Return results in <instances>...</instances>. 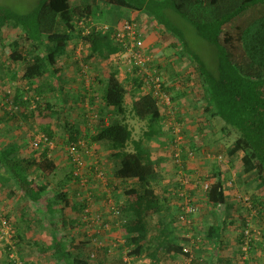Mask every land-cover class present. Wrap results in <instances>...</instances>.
Returning a JSON list of instances; mask_svg holds the SVG:
<instances>
[{"label": "trees", "instance_id": "trees-1", "mask_svg": "<svg viewBox=\"0 0 264 264\" xmlns=\"http://www.w3.org/2000/svg\"><path fill=\"white\" fill-rule=\"evenodd\" d=\"M132 13L135 15L131 16ZM143 16L152 25L151 29L158 38H168L165 49H172V52L165 55L162 52L164 63L157 64L154 62L156 55L148 52L143 45L142 49L137 50L143 58L147 57L146 62L142 66H129L124 55V44L117 36L118 27L123 22L137 23L144 33V42L143 19L139 20ZM176 18L190 25L201 39L214 47V68H209L191 50L185 35L177 27ZM11 32L14 36L6 44L8 53L4 56V61H0V81L3 82L9 76V81L17 86L11 100L14 111L8 113L9 117L14 119L18 129L21 122H26L27 128L35 132L27 138L31 150L29 154L23 157L16 155L20 145L14 144L0 151V177L4 180L1 183L7 184L10 180L28 199L37 202L42 197L45 185L39 186L35 179L39 175L48 178L56 173L57 161L53 150L58 148L71 167L70 179H74L77 185L74 193L78 199L74 202V208L82 212L87 207L86 199H81L80 196L84 192L80 191L85 190V187L88 189L93 180H101L96 177L91 180L88 176L90 174L86 173L74 175L73 171L81 170L82 167L72 158L68 148L74 147L82 156L84 142L75 137L68 119L59 117V111L54 109V105L46 97L45 87L50 85L49 88L56 90L54 78L58 81L59 74L65 73L68 68L65 63L72 57L78 65L74 71L82 79L85 77L82 69L90 71L94 64L93 70L99 71L100 68L96 65L98 61L111 62L117 57L122 59L124 65L121 69L112 65L109 77L104 80L102 100L105 106L112 108L117 114L124 113V100L129 95L132 116L146 125L143 135L132 142V151L124 150L130 134L120 122L114 121L110 127L98 128V134L105 130L115 132L112 143L117 167L113 178L135 181V185L126 188L124 194L133 198L132 202L138 207L140 217H144L136 221L124 217L120 221L118 218H121L124 206L115 205L121 212L113 208L112 216L118 219L120 229L126 233L124 243L118 245L117 249L125 248L126 257L137 260L148 258L150 264H197V255L200 250L201 253L204 252L205 246L215 252L212 253L214 259H210V254L199 261L201 264L255 263L254 256L257 255L258 245L264 244V0H40L27 13L0 5V40ZM78 45L81 47L77 54ZM185 58L191 61L193 72L202 89V105L195 103V108L202 107L200 114H205V117L203 123H200L203 126L195 127L196 130L192 129L198 124L193 123L196 116L193 117L192 124H185L184 156L187 162L192 161L193 157H204V165L209 172L203 169L207 173L195 180L194 187L199 190L207 206L214 209L225 206L226 212L230 213L228 220L209 224L204 234L192 232L193 243L190 247H187L189 239L185 237V233L179 235L181 229L174 225L178 215L172 218L160 216L162 207L156 194L161 187L166 160L169 172L164 175H174V191L181 192L183 185L185 191L192 198L195 197V189L182 184V168L185 164L186 170V162L185 157H182L181 142H176L179 131L175 132L170 141V146L178 149L172 153L167 151V158L148 162L146 159L149 150L144 148L152 139L164 134L163 117L175 114V104L172 102L183 93L179 87L184 77L178 76L179 70L170 67L179 65ZM5 61L7 65H4ZM162 71H169L174 75L165 76ZM119 73L125 75V80L119 79ZM154 76L159 77L161 90L170 95V109L163 106L153 90H147L145 86L144 80ZM23 83L27 85L26 89ZM23 89L25 94H22ZM65 94L66 92L61 97L64 102L67 99ZM18 107L21 122L14 114ZM57 118L63 122H59V127L63 129L64 135L67 133V137L60 135L58 138L50 129V122ZM2 120L0 119V123ZM175 120L181 121V114L178 113ZM169 125L172 129L176 127L173 123ZM181 127L179 125V129ZM36 128L40 130L39 133ZM38 135L45 137L46 141L40 139L37 147H34L33 142ZM217 138L229 143L213 146ZM48 142L53 143V149L46 144ZM234 159L235 175L231 177L230 173L226 175L228 169L224 167V162H232ZM171 169L173 174H170ZM2 171L7 176L2 175ZM93 172L96 173L97 170ZM83 177L86 182L81 186L79 183ZM203 182H208V188L201 192ZM229 191L232 195L227 193ZM55 196L56 200L59 199L58 202L49 200L47 203L51 214L56 212L51 207L53 204H69L66 192L57 191ZM89 196L90 200L97 199L94 193ZM236 212L241 216L236 215ZM1 213L12 231L10 244L3 249L8 255L7 264H14L8 253L13 248L17 251L23 250L22 241L25 235L14 232L13 223L4 211L1 210ZM250 214H255L259 225L254 224ZM105 223L107 221L101 219L98 227L95 225L97 229L93 241L95 249L107 252V249L98 245L100 239H96L98 232L105 229ZM228 228L238 230L232 243L227 236ZM79 244L77 246L80 247ZM231 244L237 246L236 251L228 250ZM200 245L203 246L200 248ZM89 254L87 264L127 262L122 261L123 255H114L115 259L110 261L106 258L99 259L95 250ZM79 256H71L68 251H62L57 259L63 260L64 264H77L74 260H79Z\"/></svg>", "mask_w": 264, "mask_h": 264}, {"label": "crops", "instance_id": "crops-1", "mask_svg": "<svg viewBox=\"0 0 264 264\" xmlns=\"http://www.w3.org/2000/svg\"><path fill=\"white\" fill-rule=\"evenodd\" d=\"M134 15L135 13H132L131 16ZM160 40L161 43H159ZM167 42L168 38L161 39L156 35H144V46L148 52L150 51L156 55V63H164L162 60L164 58L162 52L165 55L166 50L164 48L166 47ZM155 45L157 46V49L152 50L153 46ZM186 61L187 59L185 58V62ZM102 62V70H92L93 73H90L91 79L86 82H83L84 80L82 81L80 77L74 78L76 76V71L72 70L71 68V70L68 72L70 75H67L68 73H66V71L65 73L59 74V80L56 81V79L54 78L53 82L54 87H57L56 90L55 88H49L50 85L45 87L46 97H48V101L54 105V109L59 111V117H63V115H61L62 111L66 112V116L69 111H72L70 119H68L70 129L75 137L84 142L82 155L83 165L81 174H90L88 176H90V179L93 180L92 178H95L93 177V171L100 168V171L104 173L102 181L93 180L92 183L88 185V189L87 187H85V190L80 191V193L84 192L82 195H80L81 199L84 197L87 204H89L91 201L92 203L89 205H91L92 208L94 207L93 210L97 209L99 212V207L104 210L103 205L106 204L107 197L112 196L114 198L113 201H115L113 202V206H115L116 204H123V216L127 218V220L136 221L143 219L144 217H140L138 207L136 205L134 206V202H132L133 198L131 196L126 197L124 194L126 188H130L135 185V181H125L121 179L116 180L115 178H113V172L117 167V160L113 156L114 146L112 143L114 140L113 135L115 134V132L105 130L98 134V128L99 126L110 127L112 124H114V121L120 122L123 126L126 127L128 133L130 134V138L126 140V146L124 150L132 151V142L138 140L143 135V132L146 129V125L144 122L132 116V113L130 112L131 99L129 98V95H126L124 100V113L117 114L115 111H113L112 108L105 106L102 100V89L104 88V80L109 77L112 64H108L106 63V61ZM181 62L183 63L184 60H182ZM188 73H190V71ZM188 73H185V76H183L185 77V79L192 77L191 75H188ZM69 76H72V78ZM125 78L126 77L123 73H119L120 80H125ZM184 82L185 83L183 84L185 85H183L182 88L183 93L178 98V100L176 99V103L173 108L175 110L176 118L178 116V113L181 114V121H174L168 116L163 117L162 127L164 134L152 139V141L147 143V145L144 147L149 150L147 156L148 158L146 159L148 160V162H152L157 159L160 160L161 158H167V151L168 149H170V147L173 146H170L172 137L169 136V130L167 131V128L164 127V122L176 124V127H174V129H178V131H180V129L177 128L179 127V125L184 128L185 124H192V119L189 114L193 112L195 113V111L197 110L194 106L197 101L195 100L194 104H185L186 101H190L188 95L191 94L193 89L190 90L192 87L188 84V82ZM4 83H6L7 88H10V90H5L10 92V95H7L6 92L3 95L0 94V119H3V122L0 123V151L8 147L10 144L20 145V147L16 151V155L23 157L29 154L31 151L30 143H28L27 138L29 137V135H34L35 131L33 129L27 128L28 125L26 126V122L25 124L24 122H21L22 118L20 117L19 107L14 114L17 118H20V129H18L14 124V119L9 117L10 115L8 113L14 111L11 100L17 86L14 82H10L9 86L7 77ZM84 83L85 87L80 85ZM23 84L24 88L26 89L27 85L25 83ZM66 87H68V89H71V91H66ZM25 89H23L22 94L26 93ZM65 92L66 97H69V92H72V94L70 95L69 101L66 99L67 101L65 100L64 102L61 97ZM85 95H87V98ZM21 108L22 110H24L23 107ZM74 110H77V112H75ZM204 117L205 114L202 118L204 119ZM98 119L101 120L100 123ZM59 122L63 124V122L57 118L55 121L52 120L49 125L53 133H55V135H58V138L60 135H64L62 133L64 132L63 129L59 127ZM37 130L39 133L40 130L36 128V131ZM137 130L139 131L140 137H135V135L137 134ZM65 136L67 137V133H65L64 137ZM180 138V148L183 153L182 157L184 158L185 135L182 134ZM182 147L184 150L182 149ZM171 149L174 150V147H172ZM53 154L55 156V160L57 161L56 173L48 178H43L42 175H36V183H38L39 186L43 184L45 185L44 191L41 193L42 197L37 202H32L30 199H28L24 195L23 191L17 190V186H15V184H12L10 180L7 184L1 183V181L4 180L2 179V177H0V205L2 206L1 210L6 213L10 221L13 223L14 232L25 235V239L22 241V246L25 249L24 252L27 251V257H25V261L28 262V264H41L45 261L46 257H48L47 259L51 258L52 260H54L55 264H64L63 260H58L59 258L57 259V257L62 255V251H68L69 253H71V256H75L77 254L80 255V259L74 260V262L77 264H87V257L90 252H92L93 250H95L96 252L104 250L95 249V241H93V237L95 234L94 232L97 228L93 223L90 222V219H87V215L89 214L84 213L83 211L81 212V210L74 208V202L76 203L78 199V197H76V194L74 193L77 189V185L74 179H70L71 167L68 164L67 159L63 157V154L58 149L53 150ZM234 161L235 159L232 160V162H230L229 160L225 162L224 167L228 169L226 175L229 173L233 176L235 175L232 169L233 163H235ZM189 162L192 164H190ZM167 163L168 162L165 160L166 170L164 168L161 187H159L157 190L158 198L160 199L159 201L162 207L160 216L164 217H167V211L170 210L171 207L173 208L172 201L175 197L174 190L176 189V181L174 175H164L166 174V172H169L167 171ZM188 163L190 164V166L187 165ZM193 163V161H188L186 163V170L184 164V167L182 168V171L185 172L184 175L188 173L189 169L193 168ZM195 164L197 165L198 170L201 169V171H203V169H205L207 172H209L208 167L203 165L202 162L197 161L195 162ZM172 170L173 169H171L170 174H173ZM229 170L230 172H228ZM2 175L7 176L5 171H2ZM105 180L107 181L105 182ZM89 186H91L92 188H89ZM189 188L195 189L193 194L195 195L198 204L200 202H204L203 197L199 193V190L195 188L194 185L189 186ZM57 191L66 192L69 204L66 206L62 203L53 204L51 207L56 209V212L54 214H51L47 207V203L49 200H56L55 195ZM89 193L96 194L97 199L90 200ZM227 193L232 195L230 191ZM103 199L104 201H100ZM200 199L202 200L200 201ZM58 201L59 199L56 200V202ZM201 206L202 210L200 211V213L193 217L194 223L196 225L194 226V230L197 231V233L204 234L208 229L209 224L213 222L215 223L217 221L224 222L230 217V213L228 211L226 212L225 206H218L215 209L205 204H202ZM102 213V219L107 221V223L110 224V227H112L114 223L117 224L118 219L115 216L109 214L107 210H104V212ZM55 215H58L59 219H55ZM111 220L113 221L112 224L110 223ZM107 223H105L106 226ZM201 224L202 227H200ZM120 227L121 226H114L115 231L112 229L110 230L111 232L109 234V236L112 237L111 239H113L114 237H119L121 239L120 241H122V243H119L118 245H122L124 243L126 236V233L124 232V230H121ZM185 228L186 235V233L189 231V228L191 227L186 226ZM107 233L108 228H105L103 231L98 232V235L96 236L97 240L100 239V242H98V244L106 246V242L103 241L102 243L101 241L102 237L104 236L108 238ZM227 236L230 237V229L229 234L227 233ZM79 241H81L80 244ZM232 241L233 239L230 241V243H232ZM77 244H79L80 247L77 246ZM105 246L102 247L106 249ZM256 254L258 255V253ZM97 255L99 259H105L103 258V254H100V252H98ZM146 259L139 258L138 260H140V263H136L150 264L148 258ZM128 261L129 260H127L126 264H130V261L129 263Z\"/></svg>", "mask_w": 264, "mask_h": 264}, {"label": "rangeland", "instance_id": "rangeland-1", "mask_svg": "<svg viewBox=\"0 0 264 264\" xmlns=\"http://www.w3.org/2000/svg\"><path fill=\"white\" fill-rule=\"evenodd\" d=\"M40 2V0H0V5H2V6H5V7H8V8H10V9H13V10H15V11H18V12H22V13H27V12H30L31 10H33L37 5H38V3ZM140 19H143V23H142V28H143V30L145 31V34H147V35H155L154 34V31L151 29L152 28V25L151 24H149L148 23V21H147V19H146V17L145 16H143V18H141V17H139V20ZM175 22L177 23V27L183 32V34L185 35V37H186V39H187V42H188V45H189V47L191 48V50L193 51V52H195L196 54H198L203 60H204V62L207 64V66L209 67V68H214V66H215V56H214V47L212 46V45H210L209 43H207L205 40H203V39H201L198 35H197V33L195 32V30L190 26V25H188L186 22H184L182 19H180V18H176L175 19ZM150 31V32H149ZM152 32H153V34H152ZM14 33H10L7 37H5L2 41L0 40V61H4V56H6V54L8 53V49H7V42L8 41H10L11 40V38H13V35ZM144 34V33H143ZM3 45H2V44ZM144 43V42H143ZM160 43V42H159ZM158 43V44H159ZM3 46V47H2ZM80 45H78L77 46V48H76V53L78 54L79 53V51H80ZM154 49H157V46L155 45V46H153V49L152 50H154ZM165 49V48H164ZM166 50V53L167 54H170L171 52H172V49H165ZM74 60V61H73ZM75 58L74 57H72V58H70V61L69 62H66L65 63V65L68 67L67 69H66V73H68L71 69L72 70H74V68H76L78 65H76V63H75ZM163 60V59H162ZM154 62L156 63V60H154ZM80 63H82V62H80ZM106 63H108V64H112L113 65V67H119L120 69L122 68V65H124L123 64V61H122V59H117V57H116V59L114 60H111V62H106ZM160 63V62H159ZM59 64H61V62H59ZM102 64H103V62L102 61H98V63H96V65H97V67L98 68H100V70H102V68H103V66H102ZM158 64V63H157ZM186 64V65H185ZM4 65H7V61H5L4 62ZM93 67H94V64H93ZM93 67H91L92 69L90 70V71H85L84 69H82V73H84L85 74V77L82 79L81 77H80V79H82V81L83 82H86V81H89L90 79H91V75H90V73H93L92 72V70H93ZM96 67V68H97ZM71 68V69H70ZM95 68V67H94ZM170 68H176L177 70H179V72H178V76H185V73H188L189 71H190V73H188V75H191L192 77H189V78H186L185 79V77H184V79H183V81H181L180 83H181V87H179L180 89L181 88H183V85H185V84H183V83H185L184 81H186V82H188V84L192 87L190 90H192L193 89V91L191 92V94L190 95H188L189 96V99H190V101H186V103L185 104H190V103H192V104H194V101L196 100L197 102V104L196 105H202L201 103H200V100H201V96H202V89H201V86H200V83H199V81H198V78L196 77V75H195V73L193 72L194 71V69L192 68V63H191V61H184L183 63H180V65H175V67H170ZM93 71H95V70H93ZM126 71H127V69H126ZM77 72V71H76ZM128 72V71H127ZM164 74L163 75H165V76H169V75H174V74H170V72L169 71H166V72H164V71H162ZM67 75H70L69 73L67 74ZM79 76H80V74L77 72L76 73V76L74 77V78H79ZM177 76V77H178ZM7 78H8V85L10 86V81H9V76H6ZM69 77H71L72 78V76H69ZM173 78L175 77V76H172ZM5 81V80H4ZM4 81L3 82H1L0 81V94L1 95H3L5 92H6V94L7 95H10V92H8V91H5V90H10V88H7V86H6V83H4ZM178 82H179V80H178ZM81 86H84L85 87V83L84 84H80ZM178 85H180L179 83H178ZM67 88V90L66 91H71V89H68V87H66ZM72 94V92H69L68 93V95H69V97L67 96V99H68V101H69V98H70V95ZM86 96V98H87V95H85ZM170 96V95H169ZM65 98H66V95H65ZM170 100H171V98H170ZM178 100V99H177ZM171 102H172V100H171ZM176 103V99L172 102V104L174 105ZM194 106H195V104H194ZM68 107H69V105H68ZM197 109V108H196ZM202 109V107L200 108V109H197L196 111H195V113L193 112V113H190L189 114V116H191V119H193V117L194 116H196L197 118H196V121H194V124H195V122H197L198 124L197 125H194L193 127L194 128H192V129H195V127H201V126H203V125H201L200 123H203V116H201V114H200V110ZM199 110V111H198ZM75 112H77V110H74ZM71 112L72 111H69L68 113H67V116H66V112L65 111H62V113H61V115H64L65 117H61V118H67V119H70V115H71ZM167 116V115H166ZM171 117V119L172 120H174V121H176L175 120V114L173 115V116H169V118ZM172 120H171V122H172ZM164 124V127L165 128H167L168 130H169V136L170 137H174L175 136V132H178V129H172V126L171 125H169V123H163ZM177 128H179V127H177ZM181 130L179 131V134L176 136V142L177 141H179L181 138V135L182 134H184L185 135V127H184V129H182V127L180 128ZM200 129V128H199ZM174 130V131H173ZM196 130V129H195ZM183 131V132H182ZM202 131V130H201ZM209 133H210V131H208ZM140 134H139V131L137 130V134L135 135V137H140L139 136ZM29 136H31V135H29ZM185 139H186V137H185ZM218 141V142H217ZM225 143H229V141H225V140H220L219 138H217L216 139V141H215V143H214V145L213 146H217V145H223V144H225ZM58 149V148H57ZM178 148L177 147H174V151H176ZM59 150V149H58ZM172 151H173V149H168V152L169 153H172ZM192 161H200V162H202L203 163V165L205 164V160H204V157H198V158H195V157H193V159H191ZM185 162L187 163V159H186V157H185ZM190 163V162H189ZM187 164L188 166H190V164H192V163H190V164ZM225 163V162H224ZM194 164V166H193V168L192 169H189V171H188V173H187V175L185 174L184 175V173L185 172H183L182 171V178L185 180V185L186 186H192V185H194V183H196V179H199V176H203L206 172H204V171H199L198 170V168H197V165L195 164V163H193ZM234 167H236L235 165H233ZM232 166V167H233ZM196 169V170H195ZM233 169V168H232ZM198 171L200 172V174L198 175ZM235 172V171H234ZM231 175V177H233L232 176V174H230ZM93 177H96V178H100V180L102 181L103 180V177H104V173L102 172V171H100V168L97 170V172L96 173H94L93 172ZM107 180H105V182H106ZM191 181H193V182H191ZM105 182H103V183H105ZM187 183V184H186ZM175 193V197H174V199H173V208L171 207V209L170 210H168L167 211V217L168 218H172V217H174V215H178L179 214V211H180V208H179V210H178V207H179V205L181 204V200H180V198H177L178 196H179V193H176V191L174 192ZM237 193H241V192H237ZM157 194V196H158V192L156 193ZM244 195V194H243ZM244 198V197H243ZM113 197L112 196H110V197H107V200H106V204L105 205H103L104 206V210H107L108 211V213L109 214H111L112 215V213H111V210L114 208V209H116L117 211H120L121 212V210H118L119 209V207L118 206H111V205H113L114 203L113 202H115V201H113ZM194 200H195V202L197 203L198 201H197V199L194 197ZM202 199H200V201H201ZM204 200V199H203ZM100 201H104V199L103 200H100ZM110 201V202H109ZM92 202L90 201V203L89 204H91ZM198 204V203H197ZM202 204H205L206 205V203H205V200H204V202H200L198 205H199V212L198 213H196V214H194V215H191V216H188V219H189V221L191 222H189V223H187L188 221H184V222H181L179 219H178V216H177V219L175 220V222H174V225H175V227H179V229H181V232L179 231V235L180 234H184L185 233V227L186 226H188V227H191V228H189V231L186 233V235H185V237H187L188 239H189V241L187 242V247H190V245L193 243V240L191 239V234H192V232H195L194 234H197V231H195V230H193V227L194 226H196L195 225V223H194V219H193V217L194 216H196V215H198L199 213H200V211L202 210V206L201 205ZM122 206H123V204H122ZM1 208H2V206H1ZM100 208V211L98 212V210L97 209H95V210H93L94 209V207L92 208L91 207V205H89V208H88V214L89 215H87V219H90V221L92 222V220H91V216H94V217H99V214H100V216L102 217V212H104V210L101 208V207H99ZM121 209V208H120ZM241 210H243L242 208H241ZM102 214H101V213ZM241 213H243V211H241ZM233 214H234V212H233ZM239 214V212H236V215H238ZM240 215V214H239ZM255 215V214H254ZM253 214H250V218L253 220V222H254V224L257 226V225H259V223H257L256 221H258L257 220V217L256 216H254ZM241 216V215H240ZM120 217L121 218H118V219H120V221L122 220V219H124V216H123V213L121 212V214H120ZM55 219H59V216L58 215H55ZM177 220H178V222H177ZM195 220H197V219H195ZM196 222V221H195ZM256 222V223H255ZM57 223V222H56ZM93 223V222H92ZM111 224L113 223V221L111 220V222H110ZM120 223V222H119ZM119 223H117V224H113L112 225V227H110V224H108L107 223V226H106V224H105V227L104 228H108V233H107V235H108V238L106 237V236H104V237H102V243H103V241L104 242H106L105 244H106V246L105 245H101V244H98V245H100V246H105L106 247V249H107V252H104V251H95L96 252V254L98 253V252H100V254H103V258H106V259H109L110 261H113L114 259H115V257H114V255H118V257H120V256H122L123 257V259H122V261L124 260V258L125 259H127V260H129L130 261V264H134V263H136V262H138V263H140L139 261L140 260H137V259H135L134 257H126V256H124L125 255V248H121V250L119 249H117V246H118V244L120 243H122V241H120L121 239L119 238V237H114L113 239H111L112 237L111 236H109V234H110V230H114V226H119ZM85 226V225H84ZM200 227H202V225H200ZM11 228V227H10ZM110 228V229H109ZM178 229V228H177ZM95 230V229H94ZM13 231H14V229H13ZM115 231V230H114ZM258 231V230H257ZM10 234H11V232H10ZM238 235V230H235V229H231L230 230V237H229V240H232V239H234V238H236V236ZM0 236H1V233H0ZM9 238L10 237H8L6 240L5 239H3V240H1L0 239V264H7V257H8V255L6 254V251H4V246L5 245H7V244H10L8 241H9ZM231 238V239H230ZM203 245H200L199 247L201 248ZM259 247H258V250H257V252L256 253H258V255H256V256H254V261H255V263L254 264H261V263H263L264 262V244L263 243H260V245H258ZM203 248H204V252H202L201 253V250H200V253H198V255H197V252H196V255H197V258H198V262H196L197 264H201L199 261H202L203 259H205V258H207V257H209V255L210 254H214L215 252H211V249L210 248H208V247H205V246H203ZM23 250L21 251H17L16 250V248H13V251L11 252V253H8V254H10L11 255V257H12V259H14L15 260V262H17L18 261V264H28V262H26L25 261V257H27V251L26 252H24L25 251V249L24 248H22ZM236 249H237V246L236 245H233V244H231L230 245V248L228 249L229 251H233V250H235L236 251ZM255 251V250H254ZM213 254L211 255V257H210V259L212 260V259H214V257H213ZM48 257H46V259H47ZM45 259V261L44 262H42L41 264H53L54 263V260H52L51 258H49V259H47L46 260ZM129 261H128V263H129ZM187 263H188V261H187ZM210 263V262H209ZM55 264V263H54ZM112 264H114V263H112ZM118 264V263H117ZM137 264V263H136ZM186 264V263H185ZM208 264V263H207Z\"/></svg>", "mask_w": 264, "mask_h": 264}, {"label": "built area", "instance_id": "built-area-1", "mask_svg": "<svg viewBox=\"0 0 264 264\" xmlns=\"http://www.w3.org/2000/svg\"><path fill=\"white\" fill-rule=\"evenodd\" d=\"M118 29H119V33L117 34V36L120 39V41H122L124 44V46H123V47H125V54L124 55H125V58L127 60V64L129 66H131V65H141L142 66L147 60V57L143 58L142 55L137 50V49H142L143 45H144L142 29L138 26L137 23L131 22V21L123 22L118 27ZM144 82H145V86L147 87V90H153L152 91L153 94L156 95V97H158L160 103L163 106L170 109V107H171L170 97L163 90H161L159 77L154 76L151 78H146L144 80ZM40 139H43L46 141L45 137H42V135H38L35 138V142H33L34 147H37V144L40 141ZM46 144L49 146L50 149H53L54 145L52 142H48ZM68 152L70 153L72 158L75 161H77L78 166L82 167L83 160H82L81 154L79 152H77V150L74 147H69ZM175 155L177 156V154H175ZM73 173H74V175L81 174V170H74ZM85 182H86V178L83 177L80 180L79 185L84 186ZM182 184L185 185V180H183ZM182 187H183L182 191L179 192V198L182 202L179 205L180 211L178 214V219L181 222L188 221L187 223H189L190 221L188 219V215H194V214L198 213L200 207L195 202L194 198H192L190 196V194L185 191V188L183 185H182ZM207 188H208V182H203L201 185V192L206 191ZM88 208H89V204L87 205L86 208H84V210H83L84 213H89ZM101 219H102V217L100 216V214H99V217L91 216V220H92L93 224L96 225L97 227L100 224ZM10 232H12L11 228H10V224L6 221L5 217L2 215L1 205H0V233H1L0 239L6 240L8 237L11 238ZM10 238H9V241H10ZM244 249H246V247H244ZM9 257L12 258L11 255H9ZM12 260L14 261V264H18V261L15 262L14 259H12ZM124 260L126 261L127 259L124 258Z\"/></svg>", "mask_w": 264, "mask_h": 264}]
</instances>
